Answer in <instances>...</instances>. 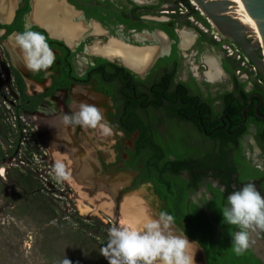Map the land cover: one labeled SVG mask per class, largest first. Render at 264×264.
Returning a JSON list of instances; mask_svg holds the SVG:
<instances>
[{
  "label": "flooded vegetation",
  "instance_id": "1",
  "mask_svg": "<svg viewBox=\"0 0 264 264\" xmlns=\"http://www.w3.org/2000/svg\"><path fill=\"white\" fill-rule=\"evenodd\" d=\"M187 3L0 0V103L34 126L44 153L70 161L113 221L139 228L167 212L203 264H264V232L236 255L238 228L222 214L244 184L264 195V83ZM26 28L55 54L47 72L25 66L15 36ZM74 100L101 109L110 134L65 127Z\"/></svg>",
  "mask_w": 264,
  "mask_h": 264
},
{
  "label": "rangeland",
  "instance_id": "2",
  "mask_svg": "<svg viewBox=\"0 0 264 264\" xmlns=\"http://www.w3.org/2000/svg\"><path fill=\"white\" fill-rule=\"evenodd\" d=\"M15 115L0 103V264H63L66 258L72 264H108L100 250L109 228L134 225L120 216L113 221L91 205V186L70 175L68 159L67 179L57 180L53 166L61 161L44 153L34 126ZM97 191L96 199H108Z\"/></svg>",
  "mask_w": 264,
  "mask_h": 264
},
{
  "label": "clouds",
  "instance_id": "3",
  "mask_svg": "<svg viewBox=\"0 0 264 264\" xmlns=\"http://www.w3.org/2000/svg\"><path fill=\"white\" fill-rule=\"evenodd\" d=\"M15 42L24 53L25 66L29 71L47 72L55 63V54L40 32L26 28L16 34ZM69 108L73 109L71 114L64 113L61 117L65 127H99L103 135L110 134L111 129L103 123V112L97 106L86 102L77 104L74 100ZM53 172L57 180L68 177L63 162H56ZM227 205L222 210L223 220L237 226L238 231L232 236L233 251L242 255L251 246L250 232H264V195L254 183L249 182L227 197ZM174 223V217L162 211L157 218L149 219L139 228L111 227L108 242L100 254L108 264H195L190 241L172 231ZM63 264L72 262L66 258Z\"/></svg>",
  "mask_w": 264,
  "mask_h": 264
},
{
  "label": "water",
  "instance_id": "4",
  "mask_svg": "<svg viewBox=\"0 0 264 264\" xmlns=\"http://www.w3.org/2000/svg\"><path fill=\"white\" fill-rule=\"evenodd\" d=\"M191 1L214 31L247 59L264 83V0ZM194 260L195 264H203L199 254Z\"/></svg>",
  "mask_w": 264,
  "mask_h": 264
},
{
  "label": "built area",
  "instance_id": "5",
  "mask_svg": "<svg viewBox=\"0 0 264 264\" xmlns=\"http://www.w3.org/2000/svg\"><path fill=\"white\" fill-rule=\"evenodd\" d=\"M189 2V1H188ZM202 29L204 30V28L202 27ZM214 38L217 39V34L214 33L213 34ZM224 49L226 50V52L228 54H232V56L239 61V66L240 65H243L245 64L247 66V69L250 71L252 70L253 73L255 72L254 71V68L252 67V65H250L247 61V59L235 48V47H232V46H229V45H223ZM238 66V67H239ZM238 69L235 71L237 72ZM0 78H3V73H2V70L0 69Z\"/></svg>",
  "mask_w": 264,
  "mask_h": 264
},
{
  "label": "trees",
  "instance_id": "6",
  "mask_svg": "<svg viewBox=\"0 0 264 264\" xmlns=\"http://www.w3.org/2000/svg\"><path fill=\"white\" fill-rule=\"evenodd\" d=\"M177 1H181L183 4H185V5H187L188 6V3H187V0H177ZM189 1V0H188ZM190 3V2H189ZM205 25H207L206 23H204ZM16 115H17V113H15ZM15 115V116H16ZM15 124H16V126H17V128L19 129L20 128V124H19V122L17 121V120H15ZM199 241H200V239H199ZM202 242V241H201ZM208 261H209V259H208Z\"/></svg>",
  "mask_w": 264,
  "mask_h": 264
},
{
  "label": "bare ground",
  "instance_id": "7",
  "mask_svg": "<svg viewBox=\"0 0 264 264\" xmlns=\"http://www.w3.org/2000/svg\"><path fill=\"white\" fill-rule=\"evenodd\" d=\"M189 2H190V4L192 5V6H194L195 7V4L191 1V0H189ZM80 205V209H82V211H90V208H88V207H86L85 205H82V204H79ZM87 213V212H86Z\"/></svg>",
  "mask_w": 264,
  "mask_h": 264
}]
</instances>
